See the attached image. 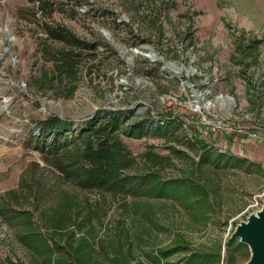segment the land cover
<instances>
[{"label": "rangeland", "instance_id": "374dc122", "mask_svg": "<svg viewBox=\"0 0 264 264\" xmlns=\"http://www.w3.org/2000/svg\"><path fill=\"white\" fill-rule=\"evenodd\" d=\"M44 23L98 45L82 57L75 81L53 77L44 51L62 46L47 40ZM0 41V264H72L81 256L82 264H157L161 250L182 242L193 251L220 250L221 264L248 262L250 250L237 248L238 240L232 262L226 248L236 227L264 205V0H46L43 8L38 0H0ZM133 50L154 52L162 63L128 56ZM46 74L53 79L41 87ZM110 110L150 115L149 124L176 118L166 138H123L139 162L147 152L171 155V162L138 167L163 184L175 182L172 196L83 191L29 170L44 166L42 142L34 140L41 121L68 120L75 133ZM192 137L209 146L208 162ZM14 190L21 205L3 215L4 197ZM43 190L46 217L36 210ZM19 210L46 237L38 247L21 240L29 228L11 219ZM70 212L65 228L46 225Z\"/></svg>", "mask_w": 264, "mask_h": 264}, {"label": "trees", "instance_id": "16d2710c", "mask_svg": "<svg viewBox=\"0 0 264 264\" xmlns=\"http://www.w3.org/2000/svg\"><path fill=\"white\" fill-rule=\"evenodd\" d=\"M37 0H28L29 3H35ZM41 3V8L44 6L46 0H38ZM43 31L47 36V40L57 42L62 46L54 53L45 50L44 54L49 59L47 60L53 65V74L56 73L59 82L62 84L65 79H72L75 81L79 67L81 65L82 57L85 53L92 51L87 56L94 54L98 49L95 43H87L79 40L72 32L61 26H51L48 23L43 24ZM260 44V42H254ZM240 45H238V48ZM242 48H240L241 50ZM51 75L46 74L45 79H41V87H47L49 81H52ZM74 88L70 90L68 97L73 94ZM148 118H137L133 115V110H116L107 111L95 115L88 119L75 133L68 132L72 129V124L67 120H61L57 117H49L40 123V136L34 137L35 141H41L42 146L38 149L42 154L44 166L39 163L30 165L29 170L34 174L36 172H46L47 175H52L55 179L63 180L73 184L83 191H96L111 195L132 196L134 198H142L146 196H157L160 198L170 197L174 192L175 182L161 183L156 173L143 172L142 168L138 167L140 164L144 166L148 161L154 163L171 162V155H160L152 152H147L142 156V161L139 162L136 157L132 155L123 141V138L143 139L150 135L166 138L167 129L174 123L172 118H167L165 122H156L149 124ZM132 118L131 119H129ZM191 146L198 148L201 161L208 162L209 158L213 156L205 142L198 137H192ZM175 154L180 151L171 148L169 149ZM34 176V175H33ZM33 184L36 180H33ZM33 184L28 189L33 188ZM21 184L20 187H23ZM37 186L42 187L39 182ZM176 189V188H175ZM31 191V190H30ZM42 197L36 210L41 211L42 215L46 217V206L42 207L44 201L43 190ZM17 191H10L4 197L5 203L2 204V214H9L10 205H21L19 198L16 196ZM36 193V192H34ZM37 194V193H36ZM69 209L71 205L67 204ZM9 207V209H8ZM52 209V208H51ZM58 212L57 209L52 210ZM20 216L16 214L11 215L15 221L24 224L29 231L26 235L21 236L24 241L31 248L38 247V243L42 244L45 236L32 229L30 214H22L18 211ZM52 216L46 222V225L52 226L55 231L65 228L67 222L72 220L71 212L60 214L58 217ZM68 226V225H67ZM73 237V232L69 233ZM83 241L85 239H82ZM234 244L233 240L227 243L226 255L233 261L231 250ZM86 247L87 245L84 244ZM246 245L239 243L237 248H244ZM47 252L54 251L55 246H45ZM177 253H186L187 257L179 262L169 261V258ZM157 264H221V251L211 253H203L193 251L189 248L186 242L178 244L170 250H161L159 255L155 257ZM83 258L74 260L72 264H82Z\"/></svg>", "mask_w": 264, "mask_h": 264}, {"label": "water", "instance_id": "95a60500", "mask_svg": "<svg viewBox=\"0 0 264 264\" xmlns=\"http://www.w3.org/2000/svg\"><path fill=\"white\" fill-rule=\"evenodd\" d=\"M231 239L249 248L250 258L246 264H264V205L236 227Z\"/></svg>", "mask_w": 264, "mask_h": 264}, {"label": "bare ground", "instance_id": "6f19581e", "mask_svg": "<svg viewBox=\"0 0 264 264\" xmlns=\"http://www.w3.org/2000/svg\"><path fill=\"white\" fill-rule=\"evenodd\" d=\"M7 36V35H6ZM106 36L108 37V39H112L111 38V36H110V34H108V33H106ZM7 38H8V36H7ZM3 41H0V43H2ZM8 42V41H7ZM126 53H125V51H123V55H125ZM137 54H139V55H141L137 50H133V51H131V54L130 55H128V56H131V57H133V56H138ZM150 56H147V55H142V56H144V57H150L152 60H154V61H157V62H161L162 63V59L159 57V55H157L156 53H154V52H150V54H149ZM130 57V58H131ZM129 59V58H128ZM129 61V60H128ZM142 85H144V84H142ZM197 97V101H200V100H202L203 99V95L202 96H199V95H197L196 96ZM204 107L206 108V109H208V108H214V104L213 103H211V102H205L204 103Z\"/></svg>", "mask_w": 264, "mask_h": 264}]
</instances>
